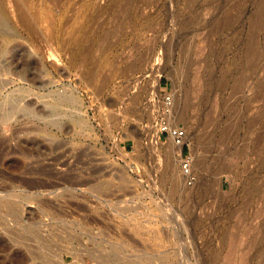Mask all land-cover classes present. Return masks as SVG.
Masks as SVG:
<instances>
[{
  "label": "rangeland",
  "instance_id": "1",
  "mask_svg": "<svg viewBox=\"0 0 264 264\" xmlns=\"http://www.w3.org/2000/svg\"><path fill=\"white\" fill-rule=\"evenodd\" d=\"M0 23V264H264V0H0Z\"/></svg>",
  "mask_w": 264,
  "mask_h": 264
},
{
  "label": "built area",
  "instance_id": "2",
  "mask_svg": "<svg viewBox=\"0 0 264 264\" xmlns=\"http://www.w3.org/2000/svg\"><path fill=\"white\" fill-rule=\"evenodd\" d=\"M172 105V98L170 95L163 97L162 105L158 112V133L166 135L172 141V144L179 147V167L181 175L184 177L186 184L192 185L196 182V173L192 169V159L190 154L186 151L187 133L183 127L172 124L169 119V111Z\"/></svg>",
  "mask_w": 264,
  "mask_h": 264
},
{
  "label": "bare ground",
  "instance_id": "3",
  "mask_svg": "<svg viewBox=\"0 0 264 264\" xmlns=\"http://www.w3.org/2000/svg\"><path fill=\"white\" fill-rule=\"evenodd\" d=\"M2 23H0V29L2 28ZM6 38V37H5ZM19 95V94H18ZM70 103V100H68V99H65V100H62V101H53V104H54V107H56V106H58V105H61V104H69ZM59 107V106H58ZM63 108V107H62ZM56 110H57V107H56ZM55 111V110H54ZM63 112V111H62ZM56 113V112H55ZM55 113L53 114V116H56L55 115ZM3 118H8L7 116H2ZM2 117L0 118V119H2ZM8 120H9V118H8ZM52 122H53V120H52ZM54 122H55V120H54ZM56 123V122H55ZM58 123V122H57ZM174 146V145H173ZM177 148H178V146H176ZM179 149V148H178ZM3 205H5V207H6V211H7V213L8 214H10V216H12V219L13 220H15L16 219V212H17V210L15 209V207H14V205H12L11 203H1L0 202V209H1V206H3ZM17 206V205H16ZM4 208V207H3ZM11 219V220H12ZM232 250V249H231ZM230 250V251H231ZM229 252V251H228ZM229 254V253H228ZM232 254V253H231ZM230 257V256H229ZM131 263H132V261H131ZM132 264H138V263H132Z\"/></svg>",
  "mask_w": 264,
  "mask_h": 264
}]
</instances>
